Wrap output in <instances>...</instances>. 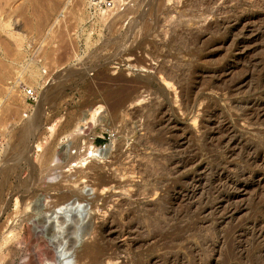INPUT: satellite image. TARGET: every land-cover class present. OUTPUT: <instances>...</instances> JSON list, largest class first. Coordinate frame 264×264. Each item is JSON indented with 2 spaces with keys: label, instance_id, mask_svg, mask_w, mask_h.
<instances>
[{
  "label": "rangeland",
  "instance_id": "rangeland-1",
  "mask_svg": "<svg viewBox=\"0 0 264 264\" xmlns=\"http://www.w3.org/2000/svg\"><path fill=\"white\" fill-rule=\"evenodd\" d=\"M90 1L0 0V264H63L34 226L73 200L102 264H264V0Z\"/></svg>",
  "mask_w": 264,
  "mask_h": 264
},
{
  "label": "bare ground",
  "instance_id": "bare-ground-1",
  "mask_svg": "<svg viewBox=\"0 0 264 264\" xmlns=\"http://www.w3.org/2000/svg\"><path fill=\"white\" fill-rule=\"evenodd\" d=\"M167 78H169V77L167 76ZM137 81L140 82L139 84H142V86H146V84L148 83V80L145 79V78L143 80L139 79ZM133 83H136V81L133 82ZM127 88L128 87H126V89H124V86L122 87L123 91L125 90L124 92H127V93L122 94L118 98L116 103L114 102L115 103L114 104V109L123 106L124 103L127 102V100L130 97L133 96L134 92L137 89V88L133 87L132 89H130L131 91H126V90H128ZM188 100L189 99H187V101ZM189 106H190V104H189ZM242 114L245 117L248 115L247 112H244ZM34 118L36 120L37 117L34 116L33 119ZM27 126L28 125H26V127ZM153 127H154V123L149 124L147 126V131L150 132L153 129ZM28 128H30V127L25 128V130L28 129ZM21 138H22V136H21ZM19 143L23 144V142H21V141ZM34 146L36 147L37 151L41 150V146H40L39 143H35ZM184 161H186V160H184ZM186 163L187 162H184L183 164H186ZM101 180H103V179H101ZM105 181L103 180V183ZM107 182H109V181H107ZM101 184H102V182L99 180V186ZM194 187H195V182L188 188V191L191 192V194H193V192H194ZM102 188L104 189V187H102ZM87 191L88 190H84L85 193ZM188 197H189V195H188ZM90 210L91 209H90V207L87 204L82 203L80 201L73 200V201L67 202V203H65L63 205L58 206L56 209H53L52 211H50V213L45 214L44 218H43V221L40 222L39 225H35L34 226V228H35V233L34 234H38V233L40 234L41 238H43V240L45 242V245L48 248L54 249L56 258L63 264H84L83 263V259H85V258H89V261L87 263H85V264H102L103 259L106 258V256H108V251H109L108 250L109 245L108 244H104V242H102L103 239H102V241L97 240L94 243L87 244L82 249H80L79 251H76V252H75V250H76L75 246L78 243V238H76V239L72 238L73 242L70 241V239H69L70 237H68L67 240H64L65 236L66 237L68 236L67 233H68L69 229H71V227H73V226L75 227L76 224L82 225V224L86 223L88 217L90 216L89 215L90 214ZM115 213L116 212H114L112 215H114ZM112 223H113L112 220H108L107 222L103 223V225H102L103 228L102 229H105V230L109 229L112 226ZM78 237H80V236H78ZM36 259H37V257L35 255H33L32 258H31V261H32L33 264H36L35 263Z\"/></svg>",
  "mask_w": 264,
  "mask_h": 264
},
{
  "label": "built area",
  "instance_id": "built-area-1",
  "mask_svg": "<svg viewBox=\"0 0 264 264\" xmlns=\"http://www.w3.org/2000/svg\"><path fill=\"white\" fill-rule=\"evenodd\" d=\"M92 8L98 9L99 6L105 8L112 6L113 0H91ZM25 67H21L14 73L13 77L8 81V87L16 90L21 96V118L27 119L33 115L39 98V92L36 87L28 84L24 77ZM6 147V139L0 134V158Z\"/></svg>",
  "mask_w": 264,
  "mask_h": 264
}]
</instances>
